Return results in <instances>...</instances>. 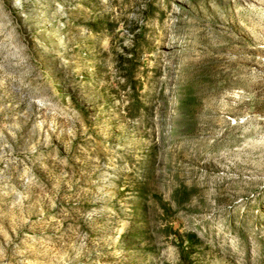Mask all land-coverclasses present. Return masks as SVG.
Masks as SVG:
<instances>
[{
  "label": "rangeland",
  "instance_id": "1",
  "mask_svg": "<svg viewBox=\"0 0 264 264\" xmlns=\"http://www.w3.org/2000/svg\"><path fill=\"white\" fill-rule=\"evenodd\" d=\"M0 264H264V0H0Z\"/></svg>",
  "mask_w": 264,
  "mask_h": 264
}]
</instances>
